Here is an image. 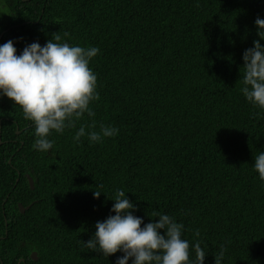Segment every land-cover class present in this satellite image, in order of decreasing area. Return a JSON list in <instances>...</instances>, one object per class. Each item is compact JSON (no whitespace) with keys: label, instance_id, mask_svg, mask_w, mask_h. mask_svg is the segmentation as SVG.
<instances>
[{"label":"trees","instance_id":"obj_1","mask_svg":"<svg viewBox=\"0 0 264 264\" xmlns=\"http://www.w3.org/2000/svg\"><path fill=\"white\" fill-rule=\"evenodd\" d=\"M258 17L264 0H0V45L13 41L18 55L53 34L100 49L90 62L95 116L53 132L47 152L33 147L22 109L0 97V264H116L123 252L105 257L82 242L115 215L118 190L145 224L158 220L153 211L183 224L204 264L222 245V264H264V181L254 169L264 109L241 92L244 52L264 46ZM93 121L118 135L75 142Z\"/></svg>","mask_w":264,"mask_h":264},{"label":"clouds","instance_id":"obj_2","mask_svg":"<svg viewBox=\"0 0 264 264\" xmlns=\"http://www.w3.org/2000/svg\"><path fill=\"white\" fill-rule=\"evenodd\" d=\"M255 23L257 35L264 40V19L258 17ZM61 40L59 34H53L45 46L33 43L19 55L13 41L0 45V97L18 105L24 118L34 124L33 147L41 152L53 148L54 142L49 139L53 132L75 128L85 113L94 117L90 104L100 99L97 75L90 67L100 49L71 46ZM243 60L241 92L250 104L264 109V46L260 40L244 52ZM87 127L92 130L82 125L74 136L75 142L87 136L91 143H101L119 133L118 128L103 124L96 131L95 121ZM254 169L264 181V153L255 156ZM101 193L95 190V198L99 199ZM113 201L115 215L96 223L92 239L82 242L86 248H98L105 257L123 252L116 264H204L206 254L201 242L190 245L183 239V224L156 211L152 215L158 220L145 224L133 215L137 209L123 190L115 193ZM195 235L199 237L200 232L197 230ZM193 250L195 261L191 259ZM225 251L222 245L215 264H222Z\"/></svg>","mask_w":264,"mask_h":264},{"label":"water","instance_id":"obj_3","mask_svg":"<svg viewBox=\"0 0 264 264\" xmlns=\"http://www.w3.org/2000/svg\"><path fill=\"white\" fill-rule=\"evenodd\" d=\"M0 144H2L1 138H0ZM27 177H28V180H29L30 188L34 189V183H33L32 178L30 176H27ZM29 208H30V206L24 207L22 204H19V209H20V212L22 214L25 213L27 210H29ZM32 258L35 259V260L37 259L36 253L32 254Z\"/></svg>","mask_w":264,"mask_h":264}]
</instances>
